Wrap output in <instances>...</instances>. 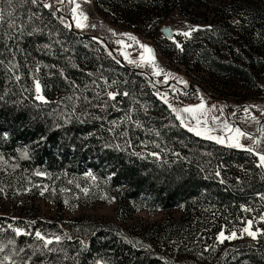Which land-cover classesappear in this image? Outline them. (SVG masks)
Segmentation results:
<instances>
[{"label":"trees","instance_id":"16d2710c","mask_svg":"<svg viewBox=\"0 0 264 264\" xmlns=\"http://www.w3.org/2000/svg\"><path fill=\"white\" fill-rule=\"evenodd\" d=\"M193 2L92 5L168 42L162 9L180 11L193 25ZM45 4L0 0V191L30 190L49 199L66 193L74 202L110 192L137 210L182 208V215L152 226L153 246L115 224L79 219L66 222L69 234L36 214H0V264H264V237L233 246L218 239L221 231L264 216L258 152L189 131L151 77L112 51L115 35L98 14L101 27L77 31ZM209 13L210 21L182 40L176 58L215 81L234 77L249 91H264V2L221 0ZM37 80L46 103L36 99ZM36 232L53 243L45 247Z\"/></svg>","mask_w":264,"mask_h":264},{"label":"rangeland","instance_id":"374dc122","mask_svg":"<svg viewBox=\"0 0 264 264\" xmlns=\"http://www.w3.org/2000/svg\"><path fill=\"white\" fill-rule=\"evenodd\" d=\"M47 4L59 10L64 19L79 31L95 30L102 25L97 19H94V14H98L100 22H106L108 32L115 33L113 40V50L127 63H130L138 68L143 69L147 74L155 79V85L159 86L162 98L167 99L168 105L174 116L181 117L178 121L183 120V126L188 129V126H196V121L192 119V115L200 116L202 120H207L202 128L211 129L208 135L224 138V143L229 145L235 138L234 131H228L224 128V124H228L230 128H239L233 121L246 129L247 141L245 137H239V142L243 146L249 145L258 152V155H264V91L253 92L245 89L239 79L234 77H220L218 81L212 76L211 72L200 67L191 68L188 65V60L180 62L175 55V50L178 48L177 43L182 45V40L186 37L182 35L185 31H191L198 26H202L210 21V10H215L220 5L221 0H194L193 14L197 21L195 24L188 23L180 14V11L172 13L170 7L162 9V16L166 17L165 26H169L174 31V36L168 38V42H159V36H148L142 31H135L134 27L122 21H116L115 16L106 15L101 9L92 5V0H76L80 4L76 14L72 12L75 4L67 2L60 3L59 0H45ZM264 2V0H262ZM122 5L132 6L130 2H122ZM83 12L87 15L88 20L86 27H76V18L79 13ZM133 36L136 41L128 38ZM175 41V42H174ZM172 43L174 45H172ZM140 45H147L153 49L155 56V64L159 69H162L160 75H156L150 63L141 61L143 54L147 58L148 54L144 52ZM165 80L167 82H165ZM182 81V82H181ZM174 82H178L176 84ZM201 86L208 90L211 94L227 101V106L230 109V119L228 117L227 106L224 102L210 98ZM41 94V92H40ZM198 95L196 99H188L185 102L179 101L182 96ZM42 95V94H41ZM201 102L205 104V109L194 114L184 113L179 111L185 107H196ZM177 109L174 112L172 109ZM245 109L248 111L246 112ZM215 118V119H214ZM254 118V119H253ZM187 125V126H186ZM242 130V129H241ZM243 131V130H242ZM194 133V132H193ZM205 137V135H201ZM259 163L260 159H259ZM264 166V165H263ZM62 199H49L40 195L32 194L30 190L25 191H0V214L26 215V213L36 214V216L54 220L60 223L65 231L71 234L70 227L66 222L77 221L79 219H89L95 223L115 224L120 227L123 232L132 234L135 238L143 240L150 245H153L150 238V229L154 224L166 218H178L182 215V208H173L170 210L158 209L155 211L137 210L129 201L123 203L118 202V198L112 193H106L102 199L90 201L79 198L75 202L72 197H66L63 193ZM264 217V216H262ZM262 217L252 218L251 231L257 232L256 239L264 237V219ZM246 225L237 226L227 231H221L225 236L230 235L233 231L237 233L236 239L224 240L226 246L255 240L243 232ZM220 232V233H221ZM219 233V234H220ZM219 237V235H218ZM155 246V245H153Z\"/></svg>","mask_w":264,"mask_h":264},{"label":"snow or ice","instance_id":"6c2138e0","mask_svg":"<svg viewBox=\"0 0 264 264\" xmlns=\"http://www.w3.org/2000/svg\"><path fill=\"white\" fill-rule=\"evenodd\" d=\"M32 2L35 3L36 0H32ZM59 2L60 3H65V0H59ZM67 2L75 4V7L72 9V12L75 15L76 12H77V9L80 8V4L79 3H76V0H67ZM86 2H87V0H86ZM8 3L11 4L12 3V0H8ZM44 7L51 8L52 5L45 4ZM9 15H11V13H9ZM2 19H3V13L0 12V20H2ZM87 20H88L87 15H85L81 11L79 13L78 18H76V27H78V28L86 27L87 25L84 22H86ZM65 26L66 27H70V25H67V24ZM195 30L196 29H193L192 31H195ZM114 35H115V33H114ZM182 35H184L185 37H188V36L191 35V31H185V32L182 33ZM128 38L131 39V40H133V41H136V38L133 37V36H130L129 35ZM136 43H139V41H136ZM176 46L178 48L181 47V45L179 43H177ZM140 47L143 48L144 52L148 54L147 58H145V56L142 54L141 55V61L143 62V61L147 60V62L152 65L155 74L156 75H160L163 70L162 69H159L158 66L155 64V56L153 54V49H151L147 45H140ZM129 62L130 63H134V61H129ZM16 79L19 80L20 77L17 76ZM165 82H167V81L165 80ZM35 91L37 93L36 99L41 100V101H43V102L46 103L47 101L44 100V97L40 94V92H41V85H40V83H39L38 80L35 83ZM124 95H127V93H124ZM108 96L111 99H115L116 94L109 92L108 93ZM164 102L167 103V99L166 98H164ZM169 107H171V105H169ZM203 109H205V104L203 102H201L196 107H185V108H183V109H181L179 111H182L184 113L194 114V113H197L198 111L203 110ZM172 110L174 112H178L177 109H174L173 108ZM245 111L247 112L248 110L245 109ZM177 119H181V117L179 116V114L177 115ZM192 119H194L196 121V126H194V127L193 126H188V130L189 131L194 132V134L197 135V136L205 135V138H207V139H213L217 143H224L225 142L223 137L208 135V133H210L211 129H209V128H202V125L203 124H206L207 123V120H202L200 118V116H197V115H192ZM181 123L183 124V120H181ZM224 128L227 129L230 132L231 131H234L235 132V138H233V137H230L229 138V139L234 140L233 143L229 144L230 147H238V148L244 147L242 144H240L239 139H238L239 137H245L247 135L244 131H242L239 128L232 129V128L229 127L228 124H224ZM247 150L248 151H252V149H250V148L247 149ZM153 155H155V154H153ZM259 159H260L261 164L264 165V155H260ZM84 191H87V190L85 189ZM245 211H247V209H245ZM262 219H264V217H262ZM251 223H252L251 221H248V226L243 229V232L246 233L248 236L252 237L253 239H256L257 232L251 231ZM13 231H15L17 235L24 234L23 231L21 229H19V228H15V229H13ZM35 236L38 239L44 241L45 247H47L48 245H50V244L53 243V241L51 239H46L44 236L41 235L40 232H36L35 233ZM236 238H238V237H237V233L235 231H233L228 236H225L224 233L221 232L219 234V237H218V239H219V241L221 243H223L224 240H231V239H236ZM59 240H60V237H56V242H59ZM0 251H2V249H0Z\"/></svg>","mask_w":264,"mask_h":264},{"label":"water","instance_id":"95a60500","mask_svg":"<svg viewBox=\"0 0 264 264\" xmlns=\"http://www.w3.org/2000/svg\"><path fill=\"white\" fill-rule=\"evenodd\" d=\"M70 27H71V29H73V30H76L72 25H70ZM78 31V30H77ZM161 31H162V33L164 34V36L165 37H167V38H172L173 36H174V31H173V29L171 28V27H169V26H165V27H162V29H161ZM112 51L117 55V53L112 49ZM117 57L122 61V63H124L125 65H127V63H126V61L124 60V59H122L119 55H117ZM128 66V65H127ZM130 68H131V66H129ZM145 72V71H144ZM146 73V72H145ZM147 74V73H146ZM149 77H151L149 74H147ZM151 79H152V81H153V83H156V81H155V79L154 78H152L151 77ZM174 83H176V84H179L178 82H174ZM201 88H202V90H204V92L210 97V98H213V99H218V100H220V101H222V102H224L225 104H226V106H227V101L225 100V99H223V98H219V97H217L216 95H214V94H211L208 90H206L205 88H203L202 86H201ZM227 111H228V117H229V119L231 118L230 117V109L228 108V106H227ZM233 123H235L236 125H238L245 133L247 132L246 131V129L244 128V127H242L240 124H239V122H237V121H233Z\"/></svg>","mask_w":264,"mask_h":264}]
</instances>
